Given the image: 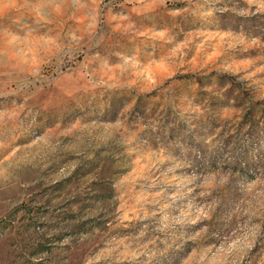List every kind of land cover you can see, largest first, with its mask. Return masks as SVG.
Listing matches in <instances>:
<instances>
[{
  "label": "rangeland",
  "instance_id": "obj_1",
  "mask_svg": "<svg viewBox=\"0 0 264 264\" xmlns=\"http://www.w3.org/2000/svg\"><path fill=\"white\" fill-rule=\"evenodd\" d=\"M0 264H264V0H0Z\"/></svg>",
  "mask_w": 264,
  "mask_h": 264
}]
</instances>
